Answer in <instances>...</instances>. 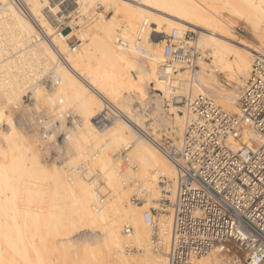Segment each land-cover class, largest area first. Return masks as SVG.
Here are the masks:
<instances>
[{
    "label": "bare ground",
    "instance_id": "bare-ground-1",
    "mask_svg": "<svg viewBox=\"0 0 264 264\" xmlns=\"http://www.w3.org/2000/svg\"><path fill=\"white\" fill-rule=\"evenodd\" d=\"M21 1L45 34H51L54 27L45 17L43 8L47 5L56 15L58 4L55 0ZM74 2L82 16H89L90 13L96 16L92 17L94 19L91 23L88 22L79 30L77 34L81 41L78 44L79 50L70 53L66 43L63 42V35H59L60 37L55 35L51 40L46 38L40 41L41 38H37L40 36H37L38 30L36 31L28 15L19 11L10 0H0V23L15 30L13 34L15 38L10 41L15 56L12 57L11 54L12 56L0 58V72L5 75L3 78L0 77V101L3 99L7 109L8 107L18 109L20 106H18L20 100L18 90L21 85L20 81L17 82L15 79L21 67L20 65L17 67V63L21 66L25 64L36 66V69H40L38 74L52 69L50 72L52 71L53 85L49 84L48 89L41 87V100L36 98L39 99V103L41 101L40 104L43 103L50 110L51 114L47 117L43 115L37 117L44 123L56 119L59 122L56 125L58 132L65 134L54 145L57 152L62 155V160L47 168V163L41 160L43 155L41 158V153L38 154L39 150L37 152L32 150L29 154L25 151L31 150L28 148L31 145L26 147L25 139L23 140L21 135L17 137L22 132L17 130L18 123H16L17 129L14 126L15 121L12 120L14 118H10L15 113L8 115L9 117L6 114L5 116L2 112L4 107L1 109L0 106V124L2 121L7 124L5 133L0 130V264H49L50 262L52 264V261L48 263L47 260H50L48 258L55 253L60 259L59 264H166L164 256H159L152 249L151 229L142 222V208L129 201L128 183L134 179L146 180L154 172H160L169 179L175 175L173 165L157 144V140L165 131L179 145L191 113L187 104L179 105V99L172 101L171 108L165 109V99L172 100L174 96L179 93L185 95L187 91H190L187 94L192 93L196 97L206 91L219 101L216 103L222 109L228 113L240 114L239 91L249 77L251 57L257 53L264 54V27H262L264 0H121V3L118 0H76ZM98 3L104 4L106 8L112 6L114 8L112 16L106 17L103 13H96L94 9ZM225 8L231 17L233 14L239 16L250 27L259 42L258 45L249 41L242 43L234 37L229 38L230 30L233 29L229 20L235 18L230 19L222 14L221 10ZM119 9L125 11L123 21L120 23L117 21L120 20L117 19L118 13L121 12ZM163 25L165 28L162 29ZM189 27L203 30H197L199 33L197 43L207 47L214 58L209 63L211 65L207 66L201 62L200 70L190 71L189 74L187 72V76L179 72L174 75L178 80L176 78L173 80L171 69L161 67L160 61H163V58L160 46L150 47L151 42L148 38H154V35L165 29L167 31L176 29L182 36ZM230 44L239 45L242 50L233 49ZM145 46L152 50L150 52L146 49L150 52L148 58L141 56L136 50L137 47L145 49ZM61 53H64L62 59L66 64L59 60ZM230 53L234 54V58H225ZM12 67L17 71H11ZM217 73H225L229 76V88L218 81ZM151 84L153 86L147 90ZM132 99H136L139 105H145L144 100H148L151 112L139 113L138 110H142L141 106L137 110L132 109L130 106ZM108 106H115L119 116L110 125L96 128L92 118ZM23 107H20V111L13 112H18L20 119L30 124L31 115L28 113L30 120H25ZM177 109L182 110L183 115H180ZM66 113H80L82 117L80 123L74 127L65 125ZM48 117L52 119L46 121ZM17 120L16 122L19 121ZM149 121L152 122L148 123ZM42 122L37 126L41 127ZM20 123L22 124L19 122L18 125L21 126ZM33 124L29 125L31 131L36 129V126L32 127ZM45 126L47 124L44 125V129ZM39 130L43 131V129ZM243 133L244 138L248 139L245 140L247 143L259 140L258 135L249 126L243 128ZM17 138L24 141V147ZM31 138L27 141L33 145L35 138L32 139L33 141ZM39 140L36 136V142ZM229 142L232 147L238 146L236 141L229 140ZM41 145L45 149L48 142L44 141ZM94 147L97 149L95 150ZM119 148L129 149L130 157H127V164L130 165L124 168L125 178L121 175L124 169H119V163L110 161L111 156L106 152L110 149L114 153V150ZM92 151L93 153L90 154ZM85 159L88 166L86 165L83 172H77L75 163ZM89 165L91 168L94 165L98 166L95 167L100 168V171L97 170L101 173L100 176L105 175L106 181H103L104 185L108 186L109 194L102 202L93 190V179L89 181L90 179L86 178L89 176L88 172L90 173ZM84 172L87 176L80 178L79 176ZM157 192L158 190H153L151 197L158 195ZM149 201L150 198H147V203ZM123 225L132 226L130 234L124 233ZM88 228L100 231L101 235H99L102 236V241L98 242L96 247H91L89 244L82 245L83 249L89 248L91 253L89 255L87 250L84 252L81 250L82 252L79 253V249L75 247L71 249L74 240L69 243L68 238L69 234ZM56 232L62 235L61 239L64 236L66 239L59 242L60 248L56 245L58 240L54 238L56 235L58 239ZM127 244L141 247L144 253L131 255L125 252L124 246ZM240 249L237 244L229 242L225 251H214L196 262L224 264L227 263V256L230 253L236 258L234 264H243L237 256ZM52 260L55 261L53 258Z\"/></svg>",
    "mask_w": 264,
    "mask_h": 264
},
{
    "label": "built area",
    "instance_id": "built-area-1",
    "mask_svg": "<svg viewBox=\"0 0 264 264\" xmlns=\"http://www.w3.org/2000/svg\"><path fill=\"white\" fill-rule=\"evenodd\" d=\"M26 12L21 0H10ZM192 32L180 36L172 29L162 46V65L173 73L193 67L205 58L192 46ZM75 50V48H73ZM137 52L148 58L141 47ZM240 114L228 113L214 99L201 94L188 99L191 113L178 146L162 148L173 165L175 175L167 178L154 172L146 180L134 179L129 185V201L142 208V222L151 229L154 252L166 264H198L196 261L214 251H225L233 242L245 252V264H264V54L253 56L249 77L240 95ZM119 111L108 106L92 118L96 128L109 125ZM65 125L76 126L80 119L65 114ZM249 126L259 140L245 142L243 128ZM65 134L53 128L42 136L56 144ZM229 140L236 141L232 147ZM53 144V145H54ZM90 152V154H92ZM119 164L127 156L114 157ZM88 163L77 166L83 172ZM97 186L95 189L97 190ZM158 190V197H151ZM98 197L105 198L97 191ZM147 198L150 201L147 203ZM130 234L131 226H124ZM136 250L129 244L124 251Z\"/></svg>",
    "mask_w": 264,
    "mask_h": 264
},
{
    "label": "rangeland",
    "instance_id": "rangeland-1",
    "mask_svg": "<svg viewBox=\"0 0 264 264\" xmlns=\"http://www.w3.org/2000/svg\"><path fill=\"white\" fill-rule=\"evenodd\" d=\"M49 1H52V0H49ZM74 1H76V0H55V2L58 4V12L56 13V15L55 14H53L51 11H50V9L47 7V5L46 6H44V8H43V10H44V15H45V17H47V20H48V22L50 23V25L52 26V27H54V29H53V31H52V33L51 34H45V32H44V30L42 29V28H40V26H38V23H37V21H35V19H34V17L32 16V15H30L29 14V12L27 11V7L25 6V4L22 2V4L24 5V7H25V9H26V12L27 13H23V11H22V13L23 14H25V15H28V17L30 18V21H32L33 23L32 24H34V26H35V29H36V31H37V36L38 35H40V36H38L37 38H39L40 39V41L41 40H45L46 38V40H51L55 35L57 36V37H60L59 35H63L64 36V39H63V42H65L66 43V46H67V50H68V52H70V53H76L78 50H79V47H78V44H80V42L81 41H79V36L77 35L78 34V32H79V30L81 29V28H83V27H85L87 24H88V22L89 23H91L92 21H93V19L94 18H92V17H95L96 15H94V14H92V13H90L89 14V16H82L81 15V13L77 10V4H75V2ZM117 1V0H116ZM118 2L119 3H121V0H118ZM113 7L111 6V7H105L104 6V4H102V3H98V5L95 7V9H94V11L96 12V13H103L104 14V16H106V17H109V16H112V14L114 13V8L112 9ZM18 9V8H17ZM120 11V14L118 13V18L117 19H119L120 18V20H117L119 23H120V21H123V16H124V13L123 12H125V11H123L122 9H119ZM19 11H21V10H19ZM222 11V14H225V16H227V18H230V19H232L233 17L235 18V19H232V20H229L230 22H231V24H232V26H233V29H231L230 30V32H231V36H229V38H233L234 37V39L235 40H237V41H240V42H242V43H245V41H249V42H251V43H254V44H256V45H258L259 44V42H258V40H257V38L252 34V32H251V30H250V27H248L247 26V24L239 17V16H237V15H232V17L230 16V14H228V10L225 8V10L223 9V10H221ZM92 15V16H91ZM236 16V17H235ZM58 17H59V19H58ZM88 17V18H87ZM89 17H91V18H89ZM239 17V18H238ZM89 19V20H88ZM92 19V20H91ZM91 20V21H90ZM89 25H92V24H89ZM165 25H163L162 26V29L163 28H165L164 27ZM262 27H264V22H263V24H262ZM3 28V29H2ZM194 28V29H193ZM6 29V30H5ZM12 29V30H11ZM4 30V31H3ZM43 30V31H42ZM198 29H196L195 27H189V28H186L185 29V31L184 32H188V31H190V32H192V34H193V41H192V46H194L195 48H197L198 49V51H200L202 54H204L205 52H208V54L206 53V57L205 58H200V59H198L197 60V62L195 63V65L193 66V67H183V68H178L177 66V71L175 72V73H173V80H178V78L176 77V76H174V75H176L177 73H179V72H183L184 73V75H188L189 73H191V72H195V71H197V70H200V63L201 62H203V64L204 65H207V66H209V65H211V64H209V63H211V61L213 60V55L212 54H210V52H209V49L207 48V47H202L200 44H198L197 43V39H198V36H199V33H198V31H203L202 29L200 30H198ZM0 31H2L1 33H0V49H1V51H0V58H5V57H7V55H10V56H12L11 54H13V56L12 57H14L15 55H14V51H13V49H12V46H11V43H10V41L11 40H13V38H15V36L13 35L14 33H15V30H14V28H11L10 26H6L5 24H1L0 23ZM164 31V32H163ZM163 31H161L160 33H158V34H156V35H154V38L153 37H150V38H148V40H149V42H151L150 44H149V46L151 47H156V46H160L159 47V49H160V51L162 52V46H163V44H164V39L165 38H167V36L170 34V32H171V29H168V31L165 29V30H163ZM166 31V32H165ZM39 32V33H38ZM207 32V31H206ZM11 36V37H10ZM254 37H255V39H254ZM35 39V38H34ZM155 39V40H154ZM162 39V40H161ZM227 40V39H226ZM229 41V40H228ZM50 45H51V43L49 42V41H47ZM228 45V44H227ZM231 45V44H230ZM238 46V47H237ZM231 47H233V49H237V50H242L240 47H239V45H231ZM20 48V47H19ZM73 48H75V50H73ZM145 49H147V50H149L150 52L152 51L151 49H149L147 46H145L144 47ZM54 51L55 52H57V50H55L54 49ZM63 56H64V53H61V54H59V60L61 61V63H65V61H63ZM234 58V54H232V53H230V55H226L225 56V58ZM252 59H253V56L251 57ZM162 61H160V64L162 65V63H161ZM251 62H252V60H251ZM251 62H250V64H251ZM66 64V63H65ZM17 65V67H19L18 65H20V67L22 68H19L18 69V76H16V79H15V77H13V79H15V81L17 80V82H19L20 83V89L18 90V92L20 93V100H19V103H18V109H10V107H8V109H10V110H8L7 109V107L4 105L5 103H3V99H1V101H0V106H1V109L3 108V114L5 115H9V116H11L12 114H14V115H12L10 118L12 119V118H14V119H12L13 120V122H14V126H16V123H18L19 124V122H22V124H21V126L20 125H18L17 124V126L19 127H17L16 126V129L18 130V131H20V132H24L25 130H27L28 132H26V134H25V132H24V134H20L19 132V134L17 135V137L19 136L20 137V135H21V137H22V139L24 140L25 139V143H26V147H27V145H31L30 147H28V148H30L31 150H25L26 152H27V154H29V153H31L32 152V150H35L36 152L38 151V154L40 155V153H41V155H40V157L43 155V158L41 159L42 161L44 160V163H47L46 165H48V166H46L47 168H50L51 167V165L53 166V165H55V163H57V162H59L58 160H62V155H60V153L59 152H57L58 150H57V148H56V146H54L55 144L54 143H51V144H49L48 143V145L46 146V148L44 149L43 148V145H41L44 141H42L43 140V138H42V135L45 133V132H48L49 130H51V128H53L56 132H58V128L56 127V125H58V121L56 120V119H52V117H48V119H45L46 121L48 120H50V119H52L53 121H51L50 120V122H42V120L40 119V118H38L39 116H41V115H43V117H47L48 115H50L51 113H50V110L43 104V106H41L42 104H40L41 103V101H40V103L38 102L39 101V99L41 100V94H42V90H41V87H45V89L47 88H49L50 87V85H53V82H52V77H51V72H50V70H52V69H49V71H46V72H42V73H40V74H38V71H40V69H36L37 67L36 66H33V67H31V65L29 64H25L24 66L22 65L21 66V64H19V63H17L16 64ZM29 66V67H28ZM51 66H54V64H51ZM28 67V68H27ZM30 68V69H29ZM160 68V67H159ZM13 69V70H12ZM36 69V70H35ZM11 71H13V72H16L17 70L15 69V67H12L11 69H10ZM21 70H23V71H25V72H23V71H21ZM32 71V72H30V71ZM34 70V71H33ZM185 70V71H184ZM28 71V72H27ZM191 71V72H190ZM21 72V73H20ZM23 72V73H22ZM187 72H188V74H187ZM27 73V74H26ZM35 73V74H34ZM21 76H20V75ZM30 75V76H29ZM34 75H35V79H34ZM31 76L33 77V78H31ZM226 76V77H225ZM0 77H5V75H3L1 72H0ZM30 77V78H29ZM47 77V78H46ZM32 79V80H30L29 81V79ZM176 78V79H175ZM226 78V79H225ZM228 78V79H227ZM217 79H218V81L224 86V87H226V88H229V85H230V82H229V76H227V74L225 75V73H217ZM19 80V81H18ZM8 81V79H6V82ZM22 81V82H21ZM247 81V80H246ZM50 84V85H49ZM39 85V86H38ZM41 85V86H40ZM153 86V84H151L149 87H147V90L149 89V88H151ZM245 86V85H244ZM244 86L242 87V89L239 91V94L241 95V92H242V90H243V88H244ZM37 87V88H36ZM35 88V89H34ZM188 88H190V84H188ZM38 90V91H37ZM41 90V91H40ZM189 90V89H188ZM36 91L38 92V93H36ZM154 92V91H153ZM190 92V91H189ZM188 91H187V93H189ZM155 93H159V91H155ZM185 94L184 95V93H179L177 96H174L173 98H172V100H167V99H165V102H164V108L165 109H167V108H171V103H172V101L174 102V100H177V99H179V105L180 106H183L184 104H186L187 102H188V99H190V98H193L195 95L193 94L192 95V93L191 94ZM32 94H34V96L32 95ZM39 94V95H38ZM204 95H207V96H209V97H211L212 99H214L215 100V102H217V103H219V101L217 100V99H215L214 98V96L213 95H210V93H208V92H206L205 91V93H204ZM147 96V95H146ZM145 96V97H146ZM32 98V102H31V98ZM131 97H133V96H131ZM149 97V96H148ZM30 100H29V99ZM35 98V99H34ZM36 98H39L38 100L36 99ZM37 101V102H36ZM1 102H2V104H1ZM27 102V103H26ZM30 102H31V104H30ZM132 102V104L130 105L131 107H132V109H139V106H141L142 108V110H138V112L139 113H147V112H151V109H150V106H149V104H148V100H144V102L143 103H145V105L144 104H142V105H139L140 103L136 100V99H132L131 101H130V103ZM39 103V104H38ZM152 103V102H151ZM27 104H29V105H27ZM34 104V105H33ZM35 104H36V106H35ZM22 105V106H21ZM23 105L26 107H23ZM29 106H31V107H29ZM34 106L36 107V108H34ZM6 107V108H5ZM20 107H23L22 108V110H24V119L25 120H28L29 118H31L32 120H31V122H30V124H33L34 122H36L37 124L35 125V123L32 125V127H34V126H36V131L35 130H33V131H31L32 130V128L30 127L31 125L30 124H28L27 122V124L23 121V120H21L20 119V117H19V113L17 112L16 113V111H20L21 109H20ZM38 107V108H37ZM113 107H115V106H113ZM29 108V109H28ZM43 108H46V109H43ZM116 108V107H115ZM4 109H7L8 110V112H9V114H8V112H7V110H4ZM28 109V110H27ZM34 109V110H33ZM37 109V110H36ZM40 109L42 110V111H40ZM14 110H16L15 112H13ZM34 111V112H32V111ZM48 110V111H47ZM12 111V112H11ZM29 111V112H28ZM36 111H37V113H36ZM43 111H45V112H43ZM46 111L48 112V113H46ZM177 111H178V113H180V115H183V111L182 110H180V109H177ZM7 112V113H6ZM26 112V113H25ZM32 112V113H31ZM28 113H29V115H31V117L28 115ZM31 113V114H30ZM37 115H36V114ZM44 113V114H43ZM11 114V115H10ZM18 114V115H17ZM74 115H76L80 120H81V118L82 117H80L81 115H79L78 113H73ZM78 114V115H77ZM5 115V116H6ZM27 115V116H26ZM35 115V116H34ZM4 116V117H5ZM8 116V117H9ZM14 116V117H13ZM28 116H29V118H28ZM32 116H34L33 118H32ZM38 116V117H37ZM145 116V115H144ZM173 116V115H172ZM36 118H37V120H36ZM18 119H20L18 122H16V120ZM30 120V119H29ZM34 120V121H33ZM40 120H41V122H42V126L41 127H38L37 125H39L40 126ZM44 120V119H43ZM55 121V122H54ZM150 122H152V121H149L148 123H150ZM25 123V125L27 126H25V128H24V126H23V124ZM51 123H54V124H51ZM65 123V122H64ZM45 124H47V126H45L46 128L44 129V125ZM30 125V126H29ZM110 125V124H109ZM6 126V127H5ZM49 126V127H48ZM55 127H56V129H55ZM28 128V129H27ZM31 128V129H30ZM35 128V127H34ZM33 128V129H34ZM163 128V127H162ZM6 129H7V124L5 123V121H2L1 122V124H0V130L2 131V133H5L6 132ZM21 129L23 130V131H21ZM39 129H43V131L42 130H39ZM39 130V131H38ZM48 130V131H47ZM33 132H34V134H36L35 135V137L33 136L34 134H33ZM35 132H37V133H35ZM43 132V133H42ZM30 134L28 137H29V139H27L28 137H27V135L28 134ZM31 133L33 134V135H31ZM163 133H164V135H163ZM163 133H161L160 134V136H159V138H158V140H157V144L159 145V147H161V148H167V147H169V146H178V144L175 142V139H173L172 137H170L168 134H166L165 133V131L163 132ZM38 134H39V136H41V137H39L38 136ZM23 135V136H22ZM25 135V136H24ZM31 136H32V138H31ZM36 136H37V138H38V140L40 139V138H42L41 140H39V142H38V144H34V143H37L36 142ZM175 136H177V135H175ZM26 137V138H25ZM30 138H31V140L33 139V138H35V139H33L32 141V143H33V145L32 144H29L28 143V141L27 140H30ZM18 139L19 138H17V141H18ZM21 138L19 139V143L21 144V146L22 147H24L25 146V143H24V141H22L23 142V144L21 143ZM27 141V142H26ZM40 141H41V144H39L40 143ZM29 142H31V141H29ZM28 143V144H27ZM45 144V143H44ZM54 144V145H53ZM37 145V146H36ZM42 146V148H41V146ZM48 146H49V149H48ZM35 147V148H34ZM40 148V149H38V148ZM34 148V149H33ZM89 148V147H88ZM95 148V150L97 149L96 147H94ZM37 149V150H36ZM24 151V152H25ZM121 151H123L125 154H126V156L128 157H130V155H129V149H126L125 150V148H119L118 150H114V153H113V151L112 150H110V149H107V153L111 156V158H110V161H113V162H115V163H119L118 162V160H116L114 157L116 156V155H118ZM40 152V153H39ZM47 152V153H46ZM128 152V153H127ZM45 153V154H44ZM128 154V155H127ZM44 155H46L45 157H44ZM60 156V157H59ZM87 159H89V158H87ZM87 159H85V160H82V161H78V163L76 162L75 163V165L74 166H79L80 165V163L82 164L83 162H85ZM66 160H68V159H66ZM90 161V160H89ZM124 163H126V162H122V165L121 164H119L118 166H119V169L121 168V170H122V168L124 169H126V167H128L130 164H124ZM59 164V163H58ZM70 165V164H69ZM69 165H67V167L66 168H68V166ZM91 165V164H90ZM90 165H89V167H90ZM93 165V164H92ZM91 165V166H92ZM123 166V167H121V166ZM124 165H126V166H124ZM96 165H94L92 168L95 170H93L91 167L89 168L90 169V173H91V170H92V174H90L89 172H88V175L89 176H87V171L86 172H84V174L82 175V176H79L80 178H82L84 175H85V177L86 178H89L90 180L89 181H92V179H93V181L92 182H94V183H92L93 184V190L97 193V191L101 194V195H104L105 196V198L108 196V194H109V192H107L109 189H108V186L107 185H104L105 184V182L104 181H106V179L104 178L105 177V175L103 176V175H101L100 176V168H96V167H98V166H96ZM95 167V168H94ZM125 169L121 172V175H122V177H124L125 178V173H124V171H125ZM97 170H99L98 172H97ZM95 175H94V174ZM99 174V175H98ZM97 176V177H96ZM94 177V178H93ZM104 180V181H103ZM142 180V179H141ZM95 184V185H94ZM96 185H97V190L95 189V187H96ZM126 187H127V185H126ZM128 188V191H129V186L127 187ZM99 189V190H98ZM100 189H103V190H100ZM105 189V190H104ZM106 191V192H105ZM155 191H157V190H155ZM103 192H105V193H103ZM158 193V192H157ZM107 195V196H106ZM129 196H130V191H129ZM159 195H156V196H154L153 198H155V197H158ZM142 210V209H141ZM123 227H124V225H123ZM123 227H122V229H123ZM132 227V226H131ZM92 230V231H90V230ZM85 231V232H84ZM94 231V232H93ZM96 231V232H95ZM80 234H79V233ZM57 233V235L59 234L58 232H56ZM55 233V234H56ZM101 235V232L100 231H98V230H96V229H92V228H88V229H84L83 231L82 230H79V231H77V232H73V233H71V234H69V237H68V235H67V237L69 238V243H71L73 240V242L71 243L72 245H71V249L73 248L74 249V247L76 248V249H79V253H81L82 251L84 252V250L86 251L87 250V254L89 255V254H91L90 253V250H89V248H85L84 247V249H83V247H82V245H91V247H96L99 243L98 242H101L102 241V236H100ZM100 236V237H99ZM58 237V239H56V235H55V240L57 241L58 240V242H56V245L58 246V248H60L59 247V242L61 241V240H65L66 241V239H65V236L61 239V237H62V235L60 236V235H58L57 236ZM66 237V238H67ZM60 239V240H59ZM94 241H97V242H94ZM68 243V242H67ZM93 244V245H92ZM95 245V246H94ZM73 246V247H72ZM79 246V248H77ZM136 248V250H133V251H130V252H128L129 254H137V255H141V254H143L144 253V250L141 248V247H135ZM138 248V249H137ZM139 248H141V249H139ZM69 249V248H68ZM238 249V247L236 246V250ZM82 250V251H81ZM69 251H70V249H69ZM126 252V251H125ZM238 254H237V256H238V258L241 260V262H243V264H245V252H244V250L241 248L240 250H238ZM77 253H78V250H77ZM128 253H125L126 255H128ZM156 253V252H155ZM158 254V253H157ZM57 254L55 253V255H52L50 258H48V259H50V260H47V262L48 261H52V264H59L60 263V259L56 256ZM79 255H81V254H79ZM159 256H162V254L160 255L159 254ZM228 261H227V263H224V264H234L233 263V261L236 259L232 254H228ZM52 258L53 259H55V261L54 260H52ZM242 258V259H241ZM58 262V263H57ZM49 263V262H48ZM49 264H51V262L49 263Z\"/></svg>",
    "mask_w": 264,
    "mask_h": 264
}]
</instances>
